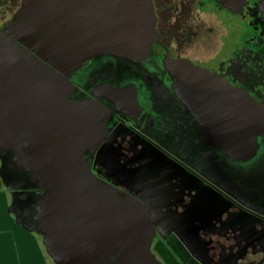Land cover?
I'll use <instances>...</instances> for the list:
<instances>
[{"label": "water", "instance_id": "95a60500", "mask_svg": "<svg viewBox=\"0 0 264 264\" xmlns=\"http://www.w3.org/2000/svg\"><path fill=\"white\" fill-rule=\"evenodd\" d=\"M216 1L232 13L247 2ZM259 10L264 19V0ZM155 21L151 0H22L0 27V147L41 188L36 219L56 264H163L145 204L91 171L84 155L106 138L107 118L96 100L69 99L67 80L99 54L147 61ZM167 66L210 137L233 157L251 158L256 134L264 137V103L190 60Z\"/></svg>", "mask_w": 264, "mask_h": 264}, {"label": "rangeland", "instance_id": "374dc122", "mask_svg": "<svg viewBox=\"0 0 264 264\" xmlns=\"http://www.w3.org/2000/svg\"><path fill=\"white\" fill-rule=\"evenodd\" d=\"M19 1L5 4L4 11H0V23L17 11ZM250 5L242 13L248 16V37L258 36ZM255 49L252 45L251 52ZM150 64L151 61L135 62L113 54H99L74 76L82 91L104 81L134 84L144 95L145 88L162 81ZM167 77L170 79L168 74ZM152 135L160 147L138 138L133 130L115 129L93 153L90 168L105 187L119 193L124 188L148 208L155 229L152 252L157 259L167 264L163 250L170 251L181 264H193L196 258L217 264H264V256L258 258L259 253L264 254V138H260L253 157L234 163L216 145L207 147L203 136L204 140L185 137L180 141L178 136H165L158 129ZM118 139L122 143L116 145ZM0 171L3 189L14 193L12 188L19 185L25 201L23 207L27 213L36 211V200L33 201L29 188H41L27 171L14 166L13 155L2 147ZM19 200L13 197V206ZM35 219H31L34 228ZM159 242L167 248H158ZM176 244L180 245L179 251Z\"/></svg>", "mask_w": 264, "mask_h": 264}, {"label": "flooded vegetation", "instance_id": "af4514ba", "mask_svg": "<svg viewBox=\"0 0 264 264\" xmlns=\"http://www.w3.org/2000/svg\"><path fill=\"white\" fill-rule=\"evenodd\" d=\"M9 1L0 0V11H4L5 4ZM21 2L22 0L18 2L17 11ZM151 2L158 38L152 43L151 53L145 62L151 61L150 65L160 73L162 81L145 88L144 95L134 84L114 85L104 81L82 91L76 83L75 71L67 78L72 86L68 98L92 99L102 104L107 118L108 136L115 129L127 128L133 130L138 138H144L156 146L159 144L154 142L152 133L156 134L157 129L165 136H178L180 141L185 137L191 139L203 136L208 143L207 147L216 145L225 153L226 159L242 163L246 159H237L218 145L198 116L191 113L184 99L177 94V84L167 66V60H190L232 86L246 90L259 103H264V19L259 10L260 0H247L239 13H232L216 0ZM248 3L251 4L250 15L254 17L252 24L256 27L258 36L248 37L247 34L248 16L242 13ZM17 11L0 23V27L9 22ZM252 45L256 48L254 52H251ZM106 86H110L112 90L104 88ZM157 91L168 94H152ZM260 138L264 137L256 134L258 145ZM119 143H122L120 139L116 145ZM123 144L128 146L126 142ZM93 156L89 152L84 155L91 167ZM120 190V193L128 192L124 188Z\"/></svg>", "mask_w": 264, "mask_h": 264}, {"label": "crops", "instance_id": "0c3cea01", "mask_svg": "<svg viewBox=\"0 0 264 264\" xmlns=\"http://www.w3.org/2000/svg\"><path fill=\"white\" fill-rule=\"evenodd\" d=\"M2 188L0 190V264H56L54 259L50 256L43 241L44 229L35 219V228L31 225L32 217L37 216L40 211V206L35 201V194L39 192V188H29L31 196L35 201L34 207L36 211L27 213V210L23 207L22 198L23 193L20 191V186H14L11 193L4 188V180L1 176ZM13 197H18L19 203H15L13 206ZM21 206V211L18 207ZM158 248H167V246L161 242L158 243ZM180 245L176 244L175 249L180 250ZM163 258L167 264H181L177 261L174 255L169 251H163ZM258 258L263 257V253L258 254ZM210 259L203 260V258H196L193 264H217Z\"/></svg>", "mask_w": 264, "mask_h": 264}, {"label": "trees", "instance_id": "16d2710c", "mask_svg": "<svg viewBox=\"0 0 264 264\" xmlns=\"http://www.w3.org/2000/svg\"><path fill=\"white\" fill-rule=\"evenodd\" d=\"M1 188H2V181H1V178H0V190H1Z\"/></svg>", "mask_w": 264, "mask_h": 264}]
</instances>
